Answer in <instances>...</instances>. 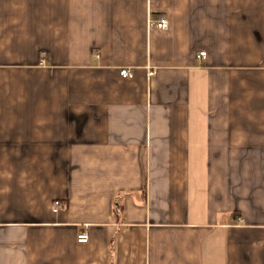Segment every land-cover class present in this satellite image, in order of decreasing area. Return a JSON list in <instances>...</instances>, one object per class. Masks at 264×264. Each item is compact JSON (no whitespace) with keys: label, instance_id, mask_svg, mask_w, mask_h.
Segmentation results:
<instances>
[{"label":"crops","instance_id":"crops-1","mask_svg":"<svg viewBox=\"0 0 264 264\" xmlns=\"http://www.w3.org/2000/svg\"><path fill=\"white\" fill-rule=\"evenodd\" d=\"M0 264H264V0H0Z\"/></svg>","mask_w":264,"mask_h":264},{"label":"built area","instance_id":"built-area-1","mask_svg":"<svg viewBox=\"0 0 264 264\" xmlns=\"http://www.w3.org/2000/svg\"><path fill=\"white\" fill-rule=\"evenodd\" d=\"M155 25L161 30H166L168 28V19L165 16H161L156 20ZM200 55L205 56V52H201ZM120 75L123 78H132L134 76V72L131 71L129 68L123 67L120 69ZM55 205L56 207H58L60 205V202L56 201ZM88 240H89V235L86 232L78 235L79 242L83 243V242H87Z\"/></svg>","mask_w":264,"mask_h":264}]
</instances>
